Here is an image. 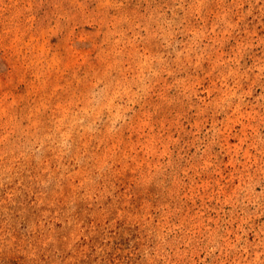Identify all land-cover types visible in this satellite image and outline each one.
<instances>
[{
	"label": "rangeland",
	"instance_id": "obj_1",
	"mask_svg": "<svg viewBox=\"0 0 264 264\" xmlns=\"http://www.w3.org/2000/svg\"><path fill=\"white\" fill-rule=\"evenodd\" d=\"M0 264H264V0H0Z\"/></svg>",
	"mask_w": 264,
	"mask_h": 264
}]
</instances>
